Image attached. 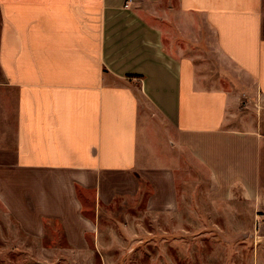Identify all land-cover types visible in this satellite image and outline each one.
<instances>
[{
    "label": "crops",
    "instance_id": "1",
    "mask_svg": "<svg viewBox=\"0 0 264 264\" xmlns=\"http://www.w3.org/2000/svg\"><path fill=\"white\" fill-rule=\"evenodd\" d=\"M174 1L0 0V213L19 232L59 225L82 254L140 179L157 186L147 208L163 209L191 167L262 186L261 136L226 124L237 97L264 89V0ZM180 16L203 23L240 90L206 85L165 28Z\"/></svg>",
    "mask_w": 264,
    "mask_h": 264
},
{
    "label": "rangeland",
    "instance_id": "2",
    "mask_svg": "<svg viewBox=\"0 0 264 264\" xmlns=\"http://www.w3.org/2000/svg\"><path fill=\"white\" fill-rule=\"evenodd\" d=\"M151 9L156 13V6ZM164 25L178 35L171 40L195 59L208 87L240 90L241 73L211 48L202 22L180 16ZM256 90L253 97H237V111L226 126L256 128L264 144V89ZM191 168L196 172L188 169L178 177L176 209L157 208V199L147 208L157 186L140 179L141 194L116 198L103 210L100 245L82 254L63 241L59 225L48 226L46 237L34 240L0 213V264H264V181L248 193L240 181H214L203 168Z\"/></svg>",
    "mask_w": 264,
    "mask_h": 264
}]
</instances>
